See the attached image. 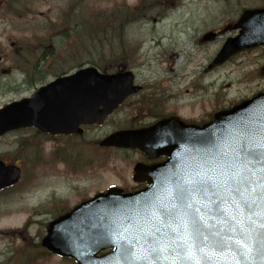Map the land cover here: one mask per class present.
I'll list each match as a JSON object with an SVG mask.
<instances>
[{"label": "rangeland", "instance_id": "obj_1", "mask_svg": "<svg viewBox=\"0 0 264 264\" xmlns=\"http://www.w3.org/2000/svg\"><path fill=\"white\" fill-rule=\"evenodd\" d=\"M35 1V13L25 15L22 12L24 17L14 18L4 14L10 0H0V107L28 96L32 91L20 83L21 75L15 71L19 63L14 66L13 60L20 39L31 38L33 35L34 30H26L24 27L49 25L50 21L63 15L68 4L74 5L77 10L70 18L68 16L69 22L74 23L76 19L81 22L82 14L90 16L84 9L81 11L84 1H88L90 7L99 8V12L107 10L108 13H117L123 6L133 8L140 2L101 0L96 4L94 0ZM147 5L145 9L150 17L131 22L124 27L121 40L115 38L111 42L115 52L122 53L120 61L113 58L108 62L107 58L113 52L103 49L102 53L106 57H102L98 64L108 68L118 63H129L128 69L134 71L136 82L146 90L132 99L143 98L145 104L148 88L157 89L154 93L158 97L153 96L149 108L153 116L177 113L186 120L202 122L208 120L213 111L234 105L264 89V78L260 74V68L264 66L263 49L256 48L237 54L213 72L206 73L204 70L224 40L230 36V32L214 41L199 43L203 32L219 27L231 28L230 24L239 18L243 9L263 6L264 0H148ZM19 8L22 9V3ZM87 45L108 46L98 41H89ZM84 46L86 44L82 46L83 50ZM93 52H97L96 49ZM88 59L85 57L72 61V64L64 68L67 71L76 69L80 63L88 64ZM118 69H121L120 65ZM214 107L216 110H213ZM132 120L130 111L124 106L107 121L109 123L106 126L88 128L82 137L59 138L57 148L52 147L51 141L32 131L11 132L0 139V159L22 165L23 168L22 180L15 187L0 193V264H15L13 259L3 263L12 252H16L17 259H23L25 252H22V244L41 242L46 233V223L67 207H73L111 184L131 187L125 184L129 182L126 173L131 178L130 164L119 159L114 162L117 164L116 170L111 171L107 166L111 152H106L100 158L94 150L100 153L96 149L99 148V140L116 129L127 127ZM41 144H48V152L57 160L61 159L70 169L60 165V170L66 172L62 173L52 169L55 167L47 168L40 164ZM127 153L118 154L124 156ZM35 157L37 159L33 161ZM87 159L91 162L83 164ZM75 162L89 169L76 172L78 168ZM30 164L32 167L29 169ZM34 169L38 170L37 178ZM45 169L51 174L40 175ZM24 229L30 239L21 235L25 241L21 244V240L14 235L15 232L23 233ZM32 264H71V261L48 254L34 259Z\"/></svg>", "mask_w": 264, "mask_h": 264}, {"label": "water", "instance_id": "obj_2", "mask_svg": "<svg viewBox=\"0 0 264 264\" xmlns=\"http://www.w3.org/2000/svg\"><path fill=\"white\" fill-rule=\"evenodd\" d=\"M235 27L241 28L240 34L226 40L207 70L239 51L264 46V8L245 11ZM215 35L209 32L204 39H213ZM261 73L264 75V67ZM139 89L130 71L103 74L93 66L81 68L42 86L31 97L0 108V136L29 126L50 133H82L81 124L102 123L127 96ZM245 134L257 141L264 139V92L215 113L202 126L186 124L173 116L145 130L109 135L102 145L138 147L150 157L163 154L169 160L162 165L136 166L135 177L149 182V189L123 193L112 188L50 222L42 245L51 253L72 257L77 264H179L126 258L121 237L136 245L137 240L160 228L159 220L148 215L144 208L161 201L170 203L166 191L180 179L188 180L199 172L214 182L223 195V165ZM19 176L18 167L0 160V189L15 184ZM199 206L202 212H208L203 204ZM206 219L219 228L227 216L208 214ZM110 247H113L110 252L99 254ZM136 255L145 253L137 246ZM235 255L225 251L226 258L213 264H264V235L257 237L247 260H234Z\"/></svg>", "mask_w": 264, "mask_h": 264}, {"label": "snow or ice", "instance_id": "obj_3", "mask_svg": "<svg viewBox=\"0 0 264 264\" xmlns=\"http://www.w3.org/2000/svg\"><path fill=\"white\" fill-rule=\"evenodd\" d=\"M223 168V195L214 182L197 172L166 191L170 203L145 206L144 211L161 227L136 245L121 237L126 258L213 264L226 258L223 253L228 251L236 253L234 260H247L257 237L264 235V139L243 135ZM201 204L207 213L201 211ZM208 214L227 219L218 228L208 223ZM137 246L145 255H136Z\"/></svg>", "mask_w": 264, "mask_h": 264}, {"label": "trees", "instance_id": "obj_4", "mask_svg": "<svg viewBox=\"0 0 264 264\" xmlns=\"http://www.w3.org/2000/svg\"><path fill=\"white\" fill-rule=\"evenodd\" d=\"M20 3H22V9L19 8ZM94 3H99V0H94ZM147 3L148 0H140L139 4L133 8L123 6L116 11L117 13H108L107 10H100L99 12V8L90 7L89 2L84 1L83 4L81 3V11L84 9V12L89 13L90 16L82 14L81 22L76 19L74 23L69 22L68 16L70 18L77 10L74 5L68 4V8L57 20L52 21L50 25L35 27L31 38L20 39V45L14 50V57L17 58L19 66L24 65L22 66L24 70L28 69L30 74L32 73V77H35L31 85L40 84L47 78L67 72L64 67L72 64V61L85 57L89 58L87 60L89 63L96 65L103 71L118 69L119 65L124 68L129 63H118L114 67L106 68L100 66L98 61L103 59L102 57H106L102 53L103 49L113 52L112 56L107 58L108 62L112 61L113 58H117L118 62L120 61L122 53H116L115 46L111 42L115 38L121 40V36L124 35V27L131 22L150 17L145 9L148 7ZM35 4V0H10V3L4 9V14L6 16L11 15L14 18L24 17L22 12L25 15L35 13ZM89 41L106 43L108 46L90 47L87 45ZM85 44L83 50L82 46ZM93 49H96L97 52H93ZM80 65L78 64V66ZM15 233L14 237L17 235V238L21 240V244L23 241L21 235L27 240L30 239L25 229L23 233ZM22 245L24 246L21 247L22 252H25L23 259H17L16 252L11 255L10 260L14 259L15 264L16 262L32 264L34 259L37 260L39 256L50 254L41 246L40 242L31 241L28 245Z\"/></svg>", "mask_w": 264, "mask_h": 264}, {"label": "flooded vegetation", "instance_id": "obj_5", "mask_svg": "<svg viewBox=\"0 0 264 264\" xmlns=\"http://www.w3.org/2000/svg\"><path fill=\"white\" fill-rule=\"evenodd\" d=\"M25 73V77H24V79L22 80V84L23 85H26V86H28V88L30 89L34 84H32L31 85V82L33 81V78H35V77H31L30 76V73H29V71L28 70H26V72H24ZM37 85H35V86H33V88H35ZM128 103L131 105V106H133V107H140L141 106V102L140 101H136L135 99H132L131 101H128ZM143 117L141 116V115H139V122H141L142 123V119ZM148 122H143L142 124H141V126L142 125H146ZM87 129V128H86ZM33 132H34V134H40L41 136H43V137H45L48 141H51L52 142V147H54V146H56V148L59 146V138L60 139H64V138H74V137H76V135H72V136H68V135H63V134H56V135H52V134H46V133H42V132H40V131H37V130H33ZM55 140V141H54ZM45 146H46V151H47V149L50 147L48 144H44ZM49 146V147H48ZM111 150V153H109L110 154V163L107 165V166H115L116 167V163H114V162H116L117 160H119L118 159V153H119V150H117V149H110ZM135 152V154H136V157H135V159H140V160H133L132 159V162H131V164H130V162L128 161V160H126V162H127V165H129L130 164V166H128L129 167V169H133V167L136 165V163L137 162H139V161H143V160H141V159H143V157H142V155L140 154V153H138V152H136V151H134ZM47 153V152H46ZM113 154H117V155H113ZM46 155V154H45ZM98 155V154H97ZM59 157L61 158L62 156L61 155H59ZM98 157H100L101 158V155H99ZM122 157H125L126 158V156L124 155V156H122ZM38 158H40V157H38ZM44 158H46L45 159V161H44ZM127 159V158H126ZM36 160V159H35ZM40 160H41V162H40V164H43V165H45L47 168H52V167H55V168H52L53 170L54 169H56V170H59L60 172H65V170L64 171H62V170H60L62 167H60V165H62L63 167H65V168H67V164L66 163H64V162H62L61 161V159H49V158H47V157H44V156H41V158H40ZM44 161V162H43ZM144 162H146V161H144ZM46 173H48V174H51L48 170L46 171ZM66 173V172H65ZM40 175H43V173L42 174H40ZM38 176H36V178H37ZM127 178H129L128 180H129V182L128 183H125L126 184V186H131V187H127V190L129 189V190H136V189H139V188H141V187H143V186H145V183H136V182H134L133 181V179H132V177L130 178L129 176L127 177ZM125 182H127V181H125ZM120 186H122V185H120Z\"/></svg>", "mask_w": 264, "mask_h": 264}, {"label": "bare ground", "instance_id": "obj_6", "mask_svg": "<svg viewBox=\"0 0 264 264\" xmlns=\"http://www.w3.org/2000/svg\"><path fill=\"white\" fill-rule=\"evenodd\" d=\"M234 2H235V1H234ZM229 32H230V33H229L230 36H232V35H234V34L236 33L235 30H232V31H229ZM252 81H253V80H252ZM252 81H251V82H252ZM214 109H215V107L213 108V110H214ZM56 173L59 174V175H61L60 172H56Z\"/></svg>", "mask_w": 264, "mask_h": 264}]
</instances>
